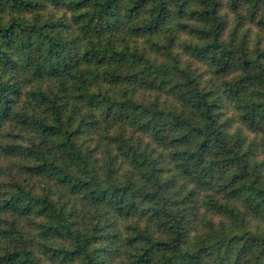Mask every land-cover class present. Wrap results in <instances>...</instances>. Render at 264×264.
<instances>
[{
    "label": "trees",
    "instance_id": "1",
    "mask_svg": "<svg viewBox=\"0 0 264 264\" xmlns=\"http://www.w3.org/2000/svg\"><path fill=\"white\" fill-rule=\"evenodd\" d=\"M0 264H264V0H0Z\"/></svg>",
    "mask_w": 264,
    "mask_h": 264
},
{
    "label": "rangeland",
    "instance_id": "2",
    "mask_svg": "<svg viewBox=\"0 0 264 264\" xmlns=\"http://www.w3.org/2000/svg\"><path fill=\"white\" fill-rule=\"evenodd\" d=\"M256 32H254V34H255ZM201 68H203L204 70H205V76L206 75H211V71L206 67V66H203V65H201ZM141 92H143V93H145L147 96L148 95H150L151 93H152V91H150V89H147V88H142L141 89ZM235 113L236 111L235 110H229L228 111V114H233V112ZM237 128H241L242 130H243V132L245 133V134H247V135H249L250 137H254V133H251V132H249L248 130H246L241 124H240V122H238V121H236L235 123H234V125L232 126V128H231V132H234ZM192 235H194V233H192Z\"/></svg>",
    "mask_w": 264,
    "mask_h": 264
}]
</instances>
